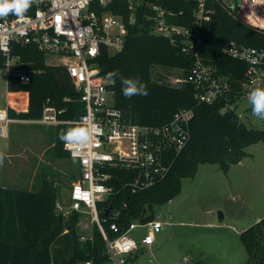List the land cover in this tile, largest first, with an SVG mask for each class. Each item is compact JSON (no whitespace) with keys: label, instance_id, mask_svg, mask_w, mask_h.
Listing matches in <instances>:
<instances>
[{"label":"trees","instance_id":"1","mask_svg":"<svg viewBox=\"0 0 264 264\" xmlns=\"http://www.w3.org/2000/svg\"><path fill=\"white\" fill-rule=\"evenodd\" d=\"M146 1L135 9L129 7L128 0H111L106 6L96 7L99 13L108 10L121 17L127 32L120 51L110 54L107 47L101 45L94 64L106 78L109 72L118 71L121 76L138 78L147 86V96L128 99L121 91L120 78H108L109 86L114 90L115 106L126 120L160 125L184 108H193L194 116L190 123V137L164 178L144 189H132L125 185L132 177L131 172L114 169L116 178L112 184L115 192L107 200L97 203L108 238H114L131 222L137 221L149 203L161 204L177 195L180 179L193 176L199 163H217L227 171L231 164L242 159L245 147L264 142V130L248 127L232 110L220 111L226 102L240 99L247 68L245 62L224 54L223 47L234 41L264 49V32L234 18L229 13L231 8L220 2L210 4L213 13L202 28L198 54L204 63L217 68L219 75L230 83L231 90L227 97L214 103L199 102L191 84L173 85L152 78V68L156 65L181 68L183 76L193 64L194 57L182 50V44L174 45L167 37L153 32L151 10ZM152 1L169 12L167 22L192 27L196 3L188 0ZM14 53L20 55L30 78L28 82H22L16 76L8 77L9 115L16 119H38L44 106L49 104L61 110L58 113L61 119L78 118L83 111L78 100L80 92L65 67L47 63L45 54L31 45L15 44ZM3 63L0 54V69L4 67ZM247 109L251 113V108ZM70 126L72 124L61 123L54 126L53 153L56 157L70 158L58 138L59 132ZM75 178L76 174L72 176ZM39 180L40 183L31 189L5 187L0 180V264H78L87 259H92L93 264H111L97 225L92 226V240L80 241L77 222L81 215L60 212L56 207L57 185H51L44 174ZM114 211H118V215L112 218ZM110 222L118 225V233L109 229ZM239 236L248 254L247 264H264V216L243 229Z\"/></svg>","mask_w":264,"mask_h":264},{"label":"built area","instance_id":"2","mask_svg":"<svg viewBox=\"0 0 264 264\" xmlns=\"http://www.w3.org/2000/svg\"><path fill=\"white\" fill-rule=\"evenodd\" d=\"M146 0H128L130 8H136ZM196 3L192 27H184L167 22L169 13L161 4L146 1L150 7L153 32L165 36L174 44H182L184 51L191 53L194 62L177 82L191 84L194 96L199 102L214 103L227 97L231 90L228 80L219 75L213 64L202 61L198 54L201 44V31L211 19L213 8L210 4L220 2L231 8L232 16L264 32V0H188ZM111 0H39L26 13L28 19H18L9 15L0 20L5 28L0 29V54L4 58L6 80L16 76L22 82H28L30 75L23 68L20 55L14 53L15 44L31 45L45 55L54 56L53 64L65 67L76 90L80 92L79 101L83 111L74 120L58 117L61 110L53 105H45L40 118L30 120L42 124H72L81 117L98 126L92 144L83 152L72 150L63 143V148L78 165L76 178L70 185L69 207L63 214L77 212L87 215L91 223L88 234H80L79 240H92V226L96 224L104 241L106 253L111 264H124L125 255L138 249L140 245H151L154 234L161 230L163 223L155 218L146 223L148 231L140 239L129 235L139 224L131 222L128 227L114 238H108L99 216L97 203L107 200L115 192L112 181L116 178L113 171L120 168L131 172V179L125 183L132 189H144L164 178L190 137V123L194 116L193 108L176 111L172 117L160 125L140 124L126 120L115 106L114 90L109 79L100 73L94 64L101 45L107 47L110 54L120 51L124 46L127 32L123 19L108 10L98 12ZM222 52L247 64L242 84V94L237 101H228L221 112L232 110L238 118L236 107L247 98L248 92L257 87L264 76V49L239 45L234 41L223 47ZM253 57L258 63H250L246 57ZM18 119L9 115L8 101L0 106V136L8 135V125ZM124 185V186H125ZM109 210L107 209V215ZM106 215V216H107ZM118 215L114 211L112 218ZM106 219V218H104ZM109 229L119 232L115 222L109 223ZM186 259L184 258V261ZM83 264H93L87 259Z\"/></svg>","mask_w":264,"mask_h":264},{"label":"rangeland","instance_id":"3","mask_svg":"<svg viewBox=\"0 0 264 264\" xmlns=\"http://www.w3.org/2000/svg\"><path fill=\"white\" fill-rule=\"evenodd\" d=\"M55 57L45 55L47 63ZM156 81L178 85L181 68L156 65L152 68ZM6 68L0 69V106L7 100ZM264 86V76L258 86ZM247 98L236 112L248 127L264 130V120L254 118ZM35 122L14 121L8 125V137L0 136V152L5 153L1 181L15 187H34L42 174H59L72 179L78 173L76 161L56 157L53 153L54 126ZM242 159L227 171L217 163H199L191 177L180 179V191L170 200L154 204V218L163 223L155 232L151 245H140L125 255L124 264H247L248 254L240 240V232L264 216V142L245 147ZM57 176V175H56ZM62 210L69 207L70 185L56 183ZM224 220L218 222L217 211ZM87 215L78 218L77 232L88 234ZM148 225H140L129 233L140 239ZM184 258L186 259L184 261ZM78 264H83L79 262Z\"/></svg>","mask_w":264,"mask_h":264},{"label":"clouds","instance_id":"4","mask_svg":"<svg viewBox=\"0 0 264 264\" xmlns=\"http://www.w3.org/2000/svg\"><path fill=\"white\" fill-rule=\"evenodd\" d=\"M39 0H0V20H5L9 15L18 19H28L26 13ZM5 25L0 24V29ZM246 59L250 63H258V60L249 56ZM109 79L120 78L121 91L125 98L131 99L133 96H147V86L138 78H126L121 76L118 71H112L108 74ZM247 103L251 108V115L259 120H264V86L253 87L247 94ZM98 126L91 123L88 117H81L74 121L72 126L59 132L58 138L66 146H71L72 150L85 151L93 142L97 134ZM5 153L0 152V166H3Z\"/></svg>","mask_w":264,"mask_h":264},{"label":"water","instance_id":"5","mask_svg":"<svg viewBox=\"0 0 264 264\" xmlns=\"http://www.w3.org/2000/svg\"><path fill=\"white\" fill-rule=\"evenodd\" d=\"M239 0H234V3L232 4L233 7L237 6ZM48 182L51 185H55L56 183H66L71 185L73 182L72 179H68L66 177L62 176H56V175H48ZM107 213V211H106ZM154 219V210H153V204L149 203L143 210L142 213L139 217V224L140 225H145L146 223L152 221ZM217 220L218 222H222L224 220V216L222 211L218 210L217 211Z\"/></svg>","mask_w":264,"mask_h":264},{"label":"crops","instance_id":"6","mask_svg":"<svg viewBox=\"0 0 264 264\" xmlns=\"http://www.w3.org/2000/svg\"><path fill=\"white\" fill-rule=\"evenodd\" d=\"M16 121H20V122H31L30 120H24V119H18V120H16ZM35 123H37V122H35ZM48 125V124H47ZM52 126H55L56 124H51ZM50 125V126H51ZM8 132H9V130H8ZM9 136V135H8ZM7 136V137H8ZM1 172H2V166L0 167V180H1ZM48 175H59V174H54V173H48L46 176H48ZM40 183V180H37V182H34V185L33 186H37L38 184ZM1 184L3 185V186H5V187H15V186H12V185H10V184H6V183H2V181H1ZM18 188H22V187H18ZM26 188H29V189H31V188H33V187H26ZM153 244V243H152Z\"/></svg>","mask_w":264,"mask_h":264},{"label":"flooded vegetation","instance_id":"7","mask_svg":"<svg viewBox=\"0 0 264 264\" xmlns=\"http://www.w3.org/2000/svg\"><path fill=\"white\" fill-rule=\"evenodd\" d=\"M73 180V179H72Z\"/></svg>","mask_w":264,"mask_h":264}]
</instances>
